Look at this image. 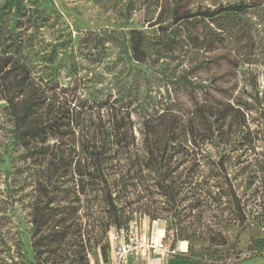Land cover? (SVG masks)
<instances>
[{"label": "rangeland", "instance_id": "obj_1", "mask_svg": "<svg viewBox=\"0 0 264 264\" xmlns=\"http://www.w3.org/2000/svg\"><path fill=\"white\" fill-rule=\"evenodd\" d=\"M227 4L248 7L223 13L214 23L203 15L174 22L176 14L211 12ZM218 23L247 30L253 46L237 51ZM132 29L147 36L142 62L132 57ZM0 54L20 56L36 80L74 102L78 125L67 129L65 143L105 135L110 121L126 112L137 136L141 113L183 115L191 139L206 137L216 166L204 173L215 181L200 175L185 186L178 208L156 188L142 194L123 189L118 208L126 216L135 212L147 227L154 220L144 210H155L163 230L155 228L179 250L163 257L164 264L263 260L264 0H0ZM35 160L43 162L44 155ZM126 164L113 160L117 177L125 175ZM41 167L27 158L0 94V264H39L31 213ZM214 188L219 196L208 193ZM75 200L69 202L80 208L74 222L85 227L89 200ZM113 227L101 231L96 244L86 242L83 229L84 245H71L64 264H80L84 254V264L90 258L105 260ZM182 241L186 251L179 249ZM52 256L45 253L43 260L50 263Z\"/></svg>", "mask_w": 264, "mask_h": 264}, {"label": "trees", "instance_id": "obj_2", "mask_svg": "<svg viewBox=\"0 0 264 264\" xmlns=\"http://www.w3.org/2000/svg\"><path fill=\"white\" fill-rule=\"evenodd\" d=\"M247 7L227 4L211 12L176 14L174 22L203 15L214 23L223 13L243 12ZM217 27L229 35L237 51L253 46V37L247 30L236 26L227 28L221 23ZM162 31L166 34L164 28ZM146 40L142 30L130 31L132 57L139 62L147 56ZM0 94L8 104L27 158L42 166L37 181L39 197L31 213L32 248L39 264H64L71 245H84L83 229L88 234L86 242L92 240L96 244L101 231L104 233L111 226L127 227L135 212L126 216L118 208L116 197L123 189L127 194L132 189L142 194L156 188L178 208L185 197V186L191 187L200 175L208 182L214 180L209 171L204 173L216 166L207 149L206 137L197 134L191 139L183 115L141 113L137 136L130 113L126 112L119 120L110 121L105 135L87 143L83 140L65 143L67 129L74 131L78 125L74 102L65 100L61 90L36 80L29 65L16 54H0ZM38 154L44 155L43 162L36 163ZM114 159L126 161L128 168L123 177L114 174ZM211 187L216 188L215 184ZM215 188L208 193L219 196ZM71 197L80 202L89 200L85 227L74 222L80 208L69 204ZM98 199L100 203L96 202ZM145 209L146 216L157 219L155 210L149 206ZM237 210L241 211L240 205ZM45 253L53 255L50 263L48 259L43 260ZM79 258L80 264H84L86 255Z\"/></svg>", "mask_w": 264, "mask_h": 264}, {"label": "built area", "instance_id": "obj_3", "mask_svg": "<svg viewBox=\"0 0 264 264\" xmlns=\"http://www.w3.org/2000/svg\"><path fill=\"white\" fill-rule=\"evenodd\" d=\"M108 249L106 260L90 258V264H164L163 257L179 251L167 243L166 236L160 235L157 228L146 229L136 213L127 227L110 230Z\"/></svg>", "mask_w": 264, "mask_h": 264}, {"label": "crops", "instance_id": "obj_4", "mask_svg": "<svg viewBox=\"0 0 264 264\" xmlns=\"http://www.w3.org/2000/svg\"><path fill=\"white\" fill-rule=\"evenodd\" d=\"M153 222H154V225H151L149 227L144 225V227H146V229H148V230H152L155 228V225H156L158 228H161L163 230V226H161L159 223H157L156 220H154ZM263 261H264V258H263V260L249 259V260H247V262L245 264H264ZM169 263H174V262H171V260H170ZM177 263L178 264H194L193 262H190L189 260H185V261H181V262L176 261V264Z\"/></svg>", "mask_w": 264, "mask_h": 264}, {"label": "bare ground", "instance_id": "obj_5", "mask_svg": "<svg viewBox=\"0 0 264 264\" xmlns=\"http://www.w3.org/2000/svg\"><path fill=\"white\" fill-rule=\"evenodd\" d=\"M180 248L182 249V250H187V242L186 241H182V242H180Z\"/></svg>", "mask_w": 264, "mask_h": 264}, {"label": "water", "instance_id": "obj_6", "mask_svg": "<svg viewBox=\"0 0 264 264\" xmlns=\"http://www.w3.org/2000/svg\"><path fill=\"white\" fill-rule=\"evenodd\" d=\"M159 30H160V31H162V30H163V28H160Z\"/></svg>", "mask_w": 264, "mask_h": 264}]
</instances>
